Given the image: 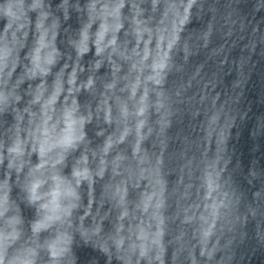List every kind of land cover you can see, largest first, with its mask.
<instances>
[{"label":"clouds","instance_id":"clouds-1","mask_svg":"<svg viewBox=\"0 0 264 264\" xmlns=\"http://www.w3.org/2000/svg\"><path fill=\"white\" fill-rule=\"evenodd\" d=\"M0 264H264V0H0Z\"/></svg>","mask_w":264,"mask_h":264}]
</instances>
